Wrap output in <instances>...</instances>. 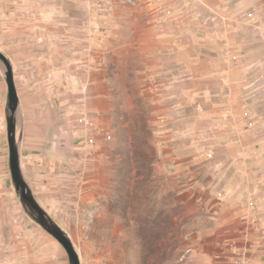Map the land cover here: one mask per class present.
<instances>
[{"label":"rangeland","instance_id":"obj_1","mask_svg":"<svg viewBox=\"0 0 264 264\" xmlns=\"http://www.w3.org/2000/svg\"><path fill=\"white\" fill-rule=\"evenodd\" d=\"M4 46L39 53H4L49 85L25 162L71 170L52 207L82 264H264V0H0ZM1 184L6 264L44 229Z\"/></svg>","mask_w":264,"mask_h":264},{"label":"crops","instance_id":"obj_2","mask_svg":"<svg viewBox=\"0 0 264 264\" xmlns=\"http://www.w3.org/2000/svg\"><path fill=\"white\" fill-rule=\"evenodd\" d=\"M27 50V49H26ZM2 53L8 55L12 61H26L34 60L38 58V52H26L17 53V52H6L5 46L2 48ZM28 51V50H27ZM9 59V60H10ZM41 59H52V58H41ZM40 59V60H41ZM10 60V61H11ZM14 67V66H13ZM15 72V82L19 92L21 106H24V109L27 112L28 118V135L19 140L20 143V153H21V164L22 170L25 176V180L28 186L33 191V194L40 204V206L49 214V216L60 225L59 218H57V212L53 210V200L56 196L59 195L60 185L63 181L68 179H73L72 176H69L71 170L66 166L57 164V163H41V164H32L27 165L25 161H36L39 158L44 160L45 151L47 149L37 148L36 139L38 137H43V133H39L40 125L37 123V119L41 116V111L43 109H48L47 105L50 102L49 88L48 84L40 86L43 82L42 78L44 74L39 72V69H29L27 76L32 77L30 81H36L33 83L35 87L31 90H26L23 88V82H19L17 72ZM23 79V78H22ZM37 86V87H36ZM2 109L8 110V85L5 80L4 66L0 64V171L3 172L5 178V184H1L5 187L8 184L9 175V144H8V135H1L3 126V119L1 118ZM5 112V113H6ZM36 120V121H35ZM67 133L57 134L55 138L58 145L63 150H68ZM19 139V138H18ZM65 139V142H63ZM66 146V147H65ZM65 147V148H64ZM41 155L39 157V153ZM47 162V161H46ZM11 179V177H10ZM13 182V180H12ZM61 226V225H60ZM41 227V226H40ZM46 230L42 229H32L28 231L25 235L26 240L21 247H15V250L12 253H15L12 258L13 260L6 261V264H49L53 261L54 264H70L69 257L66 254L63 246Z\"/></svg>","mask_w":264,"mask_h":264},{"label":"water","instance_id":"obj_3","mask_svg":"<svg viewBox=\"0 0 264 264\" xmlns=\"http://www.w3.org/2000/svg\"><path fill=\"white\" fill-rule=\"evenodd\" d=\"M0 62L4 66L5 80L8 85L7 135L10 169L14 188L20 196L25 211L32 220L52 235L65 248L68 253L70 264H82L81 255L77 251L71 237L40 206L33 191L25 180L21 164L20 143L18 139V112L21 107V100L15 82L13 64L1 51Z\"/></svg>","mask_w":264,"mask_h":264},{"label":"built area","instance_id":"obj_4","mask_svg":"<svg viewBox=\"0 0 264 264\" xmlns=\"http://www.w3.org/2000/svg\"><path fill=\"white\" fill-rule=\"evenodd\" d=\"M109 139H110V137H109ZM91 143H94V139L93 138L91 139ZM256 228H257L256 230L258 231V226H256Z\"/></svg>","mask_w":264,"mask_h":264},{"label":"bare ground","instance_id":"obj_5","mask_svg":"<svg viewBox=\"0 0 264 264\" xmlns=\"http://www.w3.org/2000/svg\"><path fill=\"white\" fill-rule=\"evenodd\" d=\"M65 249V248H64Z\"/></svg>","mask_w":264,"mask_h":264}]
</instances>
